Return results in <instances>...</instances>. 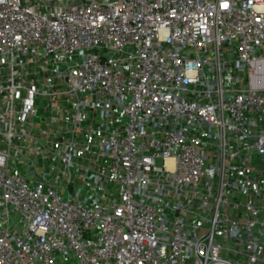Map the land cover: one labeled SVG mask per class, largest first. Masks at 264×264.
Masks as SVG:
<instances>
[{"label":"built area","instance_id":"obj_1","mask_svg":"<svg viewBox=\"0 0 264 264\" xmlns=\"http://www.w3.org/2000/svg\"><path fill=\"white\" fill-rule=\"evenodd\" d=\"M74 263L264 264V0H0V264Z\"/></svg>","mask_w":264,"mask_h":264},{"label":"rangeland","instance_id":"obj_2","mask_svg":"<svg viewBox=\"0 0 264 264\" xmlns=\"http://www.w3.org/2000/svg\"><path fill=\"white\" fill-rule=\"evenodd\" d=\"M222 51L224 53V57L229 61L228 66L230 67V69H233V60H234V54L232 53H228L227 52V48L222 46ZM239 72L237 70H233L232 73H228L226 71H223V82L225 85L230 84L231 82V78L232 76H237ZM49 99H42V102L39 104L40 107H43ZM41 110L38 111V114H42L44 113L43 109L40 108ZM37 120V119H36ZM95 149V147L93 148ZM89 150V148H88ZM95 152V151H94ZM91 156L93 158H95V153H92ZM80 164L82 166H85L87 168H91L92 164L89 161H86L84 159H80L79 160ZM155 165L156 166H161L162 165V159L157 158L155 160ZM40 171H44L51 179V183L54 185V187H56V189L58 190L59 194L64 195L67 193L68 191V186L67 183L65 181V177L66 175L63 173V167L59 165L58 162L54 163V165H47V167L45 169L40 168ZM86 171L84 169H79L77 168L76 170V175L73 174L72 177V184H75V187H77L78 185H80L82 187L83 190H80V197L81 198H85L87 195L90 194V192H88V188L90 185H92V179L91 178H86ZM85 184V185H84ZM108 186V194L110 196H115L116 192H115V186L114 183L112 181H108L107 183ZM76 264V263H74Z\"/></svg>","mask_w":264,"mask_h":264},{"label":"crops","instance_id":"obj_3","mask_svg":"<svg viewBox=\"0 0 264 264\" xmlns=\"http://www.w3.org/2000/svg\"><path fill=\"white\" fill-rule=\"evenodd\" d=\"M87 113H88V117L84 118L83 122H81V124L90 125L96 129H99L101 118L96 114L95 111L88 110ZM108 124H109V129L111 131L117 130V129L122 127V115H121L119 110L113 109L111 111ZM77 136L79 137L81 142H84L85 139L88 138V136L81 131H79Z\"/></svg>","mask_w":264,"mask_h":264}]
</instances>
